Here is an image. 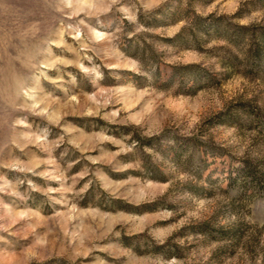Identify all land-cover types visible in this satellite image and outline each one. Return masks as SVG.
I'll use <instances>...</instances> for the list:
<instances>
[{
  "label": "rangeland",
  "instance_id": "obj_1",
  "mask_svg": "<svg viewBox=\"0 0 264 264\" xmlns=\"http://www.w3.org/2000/svg\"><path fill=\"white\" fill-rule=\"evenodd\" d=\"M0 264H264V0H0Z\"/></svg>",
  "mask_w": 264,
  "mask_h": 264
}]
</instances>
